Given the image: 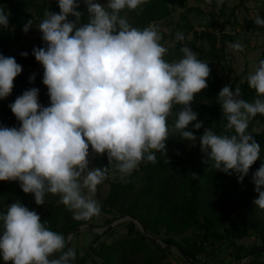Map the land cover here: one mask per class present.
Segmentation results:
<instances>
[{
  "label": "clouds",
  "instance_id": "obj_1",
  "mask_svg": "<svg viewBox=\"0 0 264 264\" xmlns=\"http://www.w3.org/2000/svg\"><path fill=\"white\" fill-rule=\"evenodd\" d=\"M144 2L108 0L101 5L84 0L88 22L83 25L76 0H57L59 14L46 10L38 27L45 47L34 48L32 54L44 69L50 106H42L39 89L31 88L9 105L20 127L0 126V181H19L38 206L46 196H59L75 220L99 216L101 205L94 196L110 168L127 182L142 161L156 163V153L166 157L167 120L174 105L182 107L171 130L183 140L197 139L186 130L194 121L195 130L203 126L190 104L208 87L210 68L187 46L180 48L181 59L166 61L167 49L156 27H132L121 15ZM222 3L217 0L218 7ZM32 24L27 22L25 33ZM255 24L264 27V18L257 16ZM7 26L8 16L0 8V27ZM184 38L176 34L177 41ZM229 49L242 52L244 47L237 42ZM21 72L14 57L0 55V100L12 93ZM246 79L256 93L252 102L240 98L239 87L233 92L225 86L217 97L226 121L224 132L233 134L205 128L199 138L212 168L239 174L241 183L260 158V145L247 129L254 117L264 115V60ZM89 147L97 156L106 154L108 167L89 170ZM190 176L198 178L195 173ZM252 183L258 193L254 204L264 212V163ZM45 224L19 201L0 213V256L5 264H72L75 250L65 251L64 235Z\"/></svg>",
  "mask_w": 264,
  "mask_h": 264
},
{
  "label": "trees",
  "instance_id": "obj_2",
  "mask_svg": "<svg viewBox=\"0 0 264 264\" xmlns=\"http://www.w3.org/2000/svg\"><path fill=\"white\" fill-rule=\"evenodd\" d=\"M102 1L105 5L108 2V0ZM76 3L80 5L77 11L82 13L80 23L83 25L88 22L87 8L84 0H76ZM185 4L186 0H145L136 10L125 9L121 15L126 17L132 27L142 30L171 18L177 8H185ZM216 5L217 0H212L211 6ZM239 6L243 7L246 13L240 25L242 32L247 35L264 33V27L257 26L255 18L249 17L251 9L245 6L244 0H240L238 6L231 10L232 20L226 18L219 28V33L223 32L222 29L226 26H231L233 30L239 26L234 17V12ZM0 8L8 16V26L0 27V55L14 57L22 66L21 74L13 82L12 93L6 99L0 100V126L19 128L20 122L11 112L9 105L14 103L24 91L31 88L39 89L38 102L42 106H50L48 89L42 82L44 69L32 54L34 48L45 47V44L40 38H38V47L28 44L24 26L29 20L33 21L31 27L40 24L45 18L46 10L59 14L60 9L57 0H0ZM225 11L226 8L222 5L219 16L225 18ZM193 12L201 16L199 21L201 32L194 31L188 17L181 14L179 17L182 23L176 24L174 32L172 31L169 36L159 33L162 37L161 44L167 38L173 44L167 48L164 57L166 61L181 59L183 54L180 48L187 46L194 53L196 52L197 59L208 63L210 68V75L206 81L208 87L197 94L190 104L192 111L198 114L197 120L203 126L200 130H195L194 121L186 130L192 131L197 139L193 145H190V141L181 139L178 133L171 130L177 118L176 114L182 107L174 105L172 115L167 120L170 131L169 138L165 142L166 157L156 153V163L142 161L131 176L126 177L127 182L121 181L120 174L110 168L108 178L97 187V192L105 186L108 187L106 196L99 201L101 211L113 216V219L107 222V226L125 216L135 218L151 237L158 235L162 230L165 237L160 242L165 247L145 237L133 221L127 220L126 223L119 224L126 227V235L112 239L109 243L103 241L102 237L113 236L115 226L101 234L92 233L89 253L79 255L76 251V258L72 264H87L88 261L91 264H125L130 256L138 255L144 256L140 264H160L170 253L171 248L176 249L184 260L189 258L199 264L197 255L202 251L203 245L210 240H215L220 245L235 247L236 241L250 236L247 210L241 215L242 222L238 221L239 210L243 206L257 212L254 228L258 231L261 246L253 248L245 245L236 246V261L264 248V212L257 209L254 204L258 199V193L252 183L253 174L264 163V129L255 131L256 123L264 125V115L258 114L249 122L247 132L253 135V139L260 145L261 152L260 158L251 166L243 182H238L237 173L225 174L212 168L211 160L200 150L199 138L203 135L204 129L210 128L217 134H233L224 132L226 121L223 119L222 108L217 103L219 92L225 86H230L232 91L239 87L240 98L248 102L254 100L256 93L249 87L247 81L238 83L240 76L246 73L245 69L230 83L225 82L217 74L214 65L224 67L225 40L229 37L222 33L218 37L214 32V16L211 12L206 14L197 7L185 10L187 14ZM258 16L264 18V11L260 10ZM68 19L74 21L75 18ZM178 32L184 34L183 41L176 40ZM190 34L192 37L187 40ZM199 41H205L207 48L197 50L196 45ZM25 52L28 53L27 57L21 55ZM32 76H35V79L30 82ZM89 158L93 168L108 167L106 154L97 156L92 152L91 147H89ZM166 159L169 163L165 162ZM190 173H195L198 178L193 180ZM261 191H264V187ZM46 198L47 196L45 201ZM58 199L57 196L56 200L51 201L46 208L45 203L38 206L31 194L22 191L19 181H0V213H6L8 207L19 201L30 211H35L41 217V223L46 222V227L64 235L66 239L70 233L86 223L84 220H75L71 212L57 201ZM233 215H236V220L227 224L228 218ZM88 233L91 234L89 231ZM132 234L137 237L132 238ZM73 235L77 236L78 233L75 232ZM176 236L181 239L177 241ZM147 244H150L154 250ZM185 262L189 264L186 260ZM0 264H5L2 256H0Z\"/></svg>",
  "mask_w": 264,
  "mask_h": 264
},
{
  "label": "rangeland",
  "instance_id": "obj_3",
  "mask_svg": "<svg viewBox=\"0 0 264 264\" xmlns=\"http://www.w3.org/2000/svg\"><path fill=\"white\" fill-rule=\"evenodd\" d=\"M240 0H223V3L218 7L211 6V3H207V1H201V0H186L185 8L178 7L176 12L172 15L171 18L156 23L152 26H155L158 32H162L163 34L169 36L171 32L175 31L176 24H181L180 15L185 14L188 19L191 21V24L194 27V31L201 32L202 27L199 26V21L201 16L197 13H185V10L188 8H194L197 7L204 13L208 14L211 12L214 16L213 22L214 25V32L218 34V37L221 36V33L224 35H228L229 38H226L225 42V49H224V56L225 61L223 62V68L220 66L214 65V68L219 76L223 78L225 82H232L236 77L240 76L243 70H246V73L242 76H240L238 83H244L247 81V76L249 74L254 73L256 67L259 64L260 60H264V33L261 34H251L247 35L244 32H242L240 25L243 22V17L246 14L243 7L239 6L237 11L234 12V17H236V21L239 24V26H236L235 30L232 29L231 26H226L222 29L223 32L219 33V28L222 27L223 21L226 18L231 19V10L238 6ZM95 2L105 5V3L102 0H95ZM245 6L248 9H251V12L249 13V17L256 18L259 15L260 10L264 11V0H244ZM222 5L225 6V18L220 17L219 13L222 8ZM39 24L34 25L33 27H30L29 31L25 33L26 36V42L28 44H31L35 47H38V38L42 39V34L38 30ZM192 35H188L187 40L191 39ZM240 43L243 45L244 50L242 52H233L229 49V44L231 43ZM173 44L172 42L167 38L165 39L162 46H164L166 49L168 47H171ZM202 48H207V44L205 41H199L196 45V49L200 50ZM196 53V52H195ZM235 92V91H233ZM264 129V125H260L258 123L255 124V131L259 132ZM194 142H191L190 145H193ZM189 148V145L187 146ZM186 148V149H187ZM88 159H90L88 157ZM93 167L90 164L89 161V170H91ZM108 187L105 186L100 192L95 193L94 199H96L99 203L101 198H104L107 194ZM31 196L34 198V195L31 194ZM57 196H47L45 201V208L48 207V204L51 201H55ZM59 197V196H58ZM60 202V198L57 200ZM245 210H247V225L249 226V233L250 236L243 239L238 240L235 242V247L231 246H225L220 245L219 242L215 240H210L209 243H206L203 245L202 251L197 255V260L199 264H237L236 259V246L245 245L249 248L253 247H260L261 246V240L259 239L258 231L254 228L255 224V217L257 212L252 211V209L248 208L246 209L245 206H243L240 210V219H238L239 222H242L241 215L244 214ZM251 212L253 214H251ZM71 215L73 216V213L71 212ZM236 215L230 216L227 220V224L233 222L236 220ZM113 219L112 215L105 214L103 211H101V214L99 216H94L90 220L85 221L86 224L83 226H88L90 228H93L94 230H102L106 229L107 222ZM123 221V223H126ZM122 223V222H121ZM120 223L117 224V226L114 227L115 232L113 236H104L102 237L103 241L111 242L112 239H117L120 237H124L127 233V229L124 226H119ZM110 225V224H109ZM87 228H84L80 230L77 236H70V247L77 251L79 255H83L84 253L88 252V247L90 243L92 242V232L88 230ZM138 229V227H137ZM139 230V229H138ZM88 231L91 233L89 234ZM140 231V230H139ZM94 234V233H93ZM132 238L137 237V235L132 234ZM152 237L158 241H161L162 238H164V234L162 230H160V233L158 235H152ZM177 241L181 239V237H175ZM149 248H152L150 244H147ZM259 252L251 253L249 256H246L245 259H243L242 264H264V248H261ZM154 250V249H153ZM170 253H168L167 257L161 261L160 264H186L185 260L180 257L179 252L176 249H169ZM143 255H138L137 257L130 256L125 264H140L143 260ZM87 264H91L89 261Z\"/></svg>",
  "mask_w": 264,
  "mask_h": 264
},
{
  "label": "water",
  "instance_id": "obj_4",
  "mask_svg": "<svg viewBox=\"0 0 264 264\" xmlns=\"http://www.w3.org/2000/svg\"><path fill=\"white\" fill-rule=\"evenodd\" d=\"M125 220H131V221H133V222L135 223V225L138 227V229L142 232V234H143L145 237H147L148 239L153 240L154 242H156V243L159 244L160 246L165 247V245H164L162 242L153 239V238L148 234V232H147V230L144 228V226H143L138 220H136L135 218H132V217H127V216H125V217H123V218H121V219H118V220L112 222V223H111L106 229H102V230H94L93 228H90V227H88V226H80V227H78L74 232L70 233V234L67 236L66 241H67L68 243H67L66 247H67V248L69 247V244H70V243H69V242H70V236H72L75 232H79L80 230H82V229L88 227V230L91 231L92 233H94V234H101V233H103L104 231H106V230H108V229H110V228L116 226L118 223H121V222H123V221H125ZM170 248H171V247H170ZM171 249H172V248H171ZM260 250H262V249H259V250L255 251V253H256V252H259ZM248 256H249V255H248ZM245 258H246V257H244L243 259H245ZM243 259L239 260V261L237 262V264H242ZM185 260H186L189 264H196L195 262L191 261L189 258H185Z\"/></svg>",
  "mask_w": 264,
  "mask_h": 264
}]
</instances>
